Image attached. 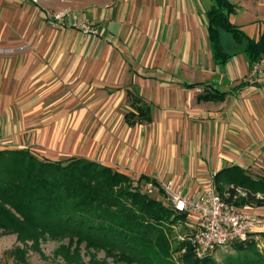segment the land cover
Returning <instances> with one entry per match:
<instances>
[{"label":"crops","instance_id":"0c3cea01","mask_svg":"<svg viewBox=\"0 0 264 264\" xmlns=\"http://www.w3.org/2000/svg\"><path fill=\"white\" fill-rule=\"evenodd\" d=\"M230 1L241 8L233 23L259 40L264 0ZM212 4L0 0V151L91 160L135 180H174L192 197L226 167L264 176V63L251 71L243 52L216 63L208 37ZM53 12L88 21L98 33L54 26ZM224 46L237 52L227 34ZM242 82L249 85L239 89ZM133 90L152 106L151 123L128 125ZM216 91L226 99L199 101ZM244 206L264 216V207Z\"/></svg>","mask_w":264,"mask_h":264},{"label":"trees","instance_id":"16d2710c","mask_svg":"<svg viewBox=\"0 0 264 264\" xmlns=\"http://www.w3.org/2000/svg\"><path fill=\"white\" fill-rule=\"evenodd\" d=\"M211 1L208 37L216 63L225 65L243 52L253 71L264 61V32L259 40L248 37L231 20L241 11L240 6L230 0ZM224 34L233 38L237 52L224 46ZM247 85L242 82L239 89ZM227 95L216 91L198 99L222 102ZM128 98L134 109L126 114L128 125L151 123L152 106L137 91H128ZM150 181L159 185L146 176L135 180L111 167L77 157L50 160L27 149L0 151V230L16 235L24 246L11 250L9 256L26 263L29 243L69 240L70 248L76 245V249L84 246L89 252L104 251L117 264H176L170 226L174 217L189 221V216L145 193L142 185ZM214 182L229 203L264 207V177L256 178L240 166H231L219 171ZM160 194L164 195L163 190ZM262 234L233 243L231 247L238 255L227 256L222 264H264V251L256 244ZM175 249H187L180 258L182 264H220L213 254L199 256L189 242H180ZM92 264L106 263L94 258Z\"/></svg>","mask_w":264,"mask_h":264},{"label":"built area","instance_id":"2783aa9c","mask_svg":"<svg viewBox=\"0 0 264 264\" xmlns=\"http://www.w3.org/2000/svg\"><path fill=\"white\" fill-rule=\"evenodd\" d=\"M48 17L54 26L65 27L70 24L86 35L98 33L88 21L76 19L68 21L70 19L68 12L49 13ZM261 64L255 66V73L261 70ZM158 184L151 181L144 182L142 190L149 195L160 194V190H163L172 208L189 216L193 221L189 227L194 233L190 239L199 256L213 254L220 248L230 247L235 242H245L252 235L264 232V216L258 215L249 206L239 208L229 203L213 184L196 197L185 193L174 180L162 181Z\"/></svg>","mask_w":264,"mask_h":264},{"label":"rangeland","instance_id":"374dc122","mask_svg":"<svg viewBox=\"0 0 264 264\" xmlns=\"http://www.w3.org/2000/svg\"><path fill=\"white\" fill-rule=\"evenodd\" d=\"M14 39H19L17 33H15ZM23 51H26V47H20L17 49L18 53ZM128 104H130L129 101ZM258 172L264 175L263 168L258 170ZM253 174L256 175L257 173ZM151 196L154 198L163 199L165 202H168L167 198L162 194L156 193ZM237 207L243 208L242 206ZM173 220L174 223L170 226L171 234L169 235V240L173 251L172 255L174 257L173 260L176 264H182L180 258L186 253L187 249L176 251L175 248L177 245H179L180 242H189L190 244H193L190 238L194 235V233L190 232L191 229L189 227L193 223V221L190 218L189 221H180L177 220L176 217H174ZM256 240V244L259 249L261 251H264V234H262V236L259 235ZM23 247L24 246L18 241L16 235H6L0 230V264H92L94 258L106 264H117L112 258L107 257L104 251L89 252L85 249L84 246L76 249V245L70 248L69 240H64L62 242L47 240L35 245L29 243V247L26 248V263H21L20 260H18L16 257L9 256L8 253L11 250ZM237 255L238 252L234 249V247L231 246L222 249L220 248L213 253V257L220 264L225 261V258L227 256L236 257Z\"/></svg>","mask_w":264,"mask_h":264}]
</instances>
